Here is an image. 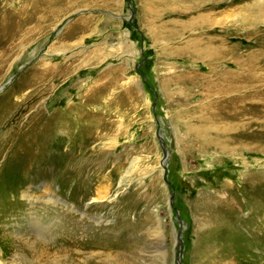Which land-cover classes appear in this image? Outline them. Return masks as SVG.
I'll return each instance as SVG.
<instances>
[{
	"label": "rangeland",
	"instance_id": "rangeland-1",
	"mask_svg": "<svg viewBox=\"0 0 264 264\" xmlns=\"http://www.w3.org/2000/svg\"><path fill=\"white\" fill-rule=\"evenodd\" d=\"M248 75L264 80V0H0V142L56 120L77 156L48 178L6 140L2 262L264 264V105L236 117L219 93ZM45 185L58 202L30 205Z\"/></svg>",
	"mask_w": 264,
	"mask_h": 264
},
{
	"label": "bare ground",
	"instance_id": "bare-ground-1",
	"mask_svg": "<svg viewBox=\"0 0 264 264\" xmlns=\"http://www.w3.org/2000/svg\"><path fill=\"white\" fill-rule=\"evenodd\" d=\"M46 1L48 5L51 2H53V0H46ZM21 13L22 12H20V16H21ZM233 77L234 78L230 80L231 84L230 85L228 84L229 85L228 87L221 88L219 91V93L221 94H232L231 104L233 102L234 106L232 105L228 106V111L230 110V113L234 111L233 113L237 117L238 116L237 109L239 108L240 104L241 106H243L242 104L246 102L245 100L250 101L251 102L250 104L252 105V107H261L264 105V93L261 90V89H264L263 88L264 80L262 79L259 80L257 77L249 76V75L244 77L243 79L240 77H236V76H233ZM244 83L247 84V86H245ZM258 83H260V85ZM254 86H256V89L253 90L250 95L249 89L252 87L255 88ZM246 87H249V89H247ZM242 90H247L248 96L246 95L247 93H244V91ZM249 95L251 99H245V97L246 96L249 97ZM17 105L18 106L15 108L16 109L15 112H16V115H20L21 112L24 110V107L19 104ZM7 108L9 110H6ZM7 108L3 112H0V124L3 123L5 118H8V114L10 113V110L12 109L11 106ZM243 112L244 111H241V112L239 111V114ZM9 119L10 120L15 119L14 122L17 121V119L13 115ZM18 121L20 122V120ZM57 125H58V121L56 120H53V121L47 120L46 122L44 121V124H40L39 122L36 123L34 121H25V122L23 121L21 126L17 128V131L20 132L17 136L16 134L10 135L11 132L16 128V126H13L12 131L6 133V139H3L2 142H0V158L7 152L5 151V149H8L5 145L6 140L8 138H19L18 136L21 135V141H22L23 147H20L19 152L22 154L24 153L30 154V162H33V163L37 162L40 164V166H43L44 160H46V163H47L46 170H44V172L47 175V176L45 175L46 177L49 178L52 172H55L56 175L58 174V176L59 175L62 176V174L65 175L67 173H71V171H74V170L76 171L77 169H75V165L77 162V156H75L73 152L70 150L68 153H60V149L63 144V141L58 139L56 136ZM23 127H25V130L23 129ZM37 163L35 164L38 165ZM24 164L25 163L22 161L12 164L14 167L13 169H16L18 172L24 166ZM48 169H49V172L47 174ZM21 176H24V173H21ZM28 198H29L30 205L36 204V203L38 204H41V203L49 204L50 203L52 205H55L56 202H58L57 196L54 195L50 191L47 185L43 187L42 194L40 195L38 194L34 196L28 195ZM32 217L33 216H31V219ZM31 225L33 227H38L37 223L33 219L31 220ZM5 232H7V230H5ZM36 233L40 234L39 232H36ZM5 238L6 240L10 239L9 242L11 244V247H9V249H11V251H15L14 248L17 246L16 244L18 243V241L11 239V237H8V238L5 237ZM34 257L37 258L41 262V264L44 261H45V264H62L58 262L56 258L52 259V257L50 258L49 256H47V254L45 253L43 249H39L38 253H36ZM57 257L61 258L62 261L64 259H67V257L64 256V254L62 256H57ZM0 264H6V263L2 262V260L0 259Z\"/></svg>",
	"mask_w": 264,
	"mask_h": 264
},
{
	"label": "water",
	"instance_id": "water-1",
	"mask_svg": "<svg viewBox=\"0 0 264 264\" xmlns=\"http://www.w3.org/2000/svg\"><path fill=\"white\" fill-rule=\"evenodd\" d=\"M165 154V153H164ZM172 200V196L170 197V201Z\"/></svg>",
	"mask_w": 264,
	"mask_h": 264
}]
</instances>
